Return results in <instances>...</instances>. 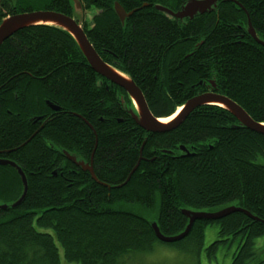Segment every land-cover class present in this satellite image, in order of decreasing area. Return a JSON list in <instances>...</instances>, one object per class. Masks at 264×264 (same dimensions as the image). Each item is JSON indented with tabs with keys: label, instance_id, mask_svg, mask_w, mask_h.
I'll list each match as a JSON object with an SVG mask.
<instances>
[{
	"label": "trees",
	"instance_id": "trees-1",
	"mask_svg": "<svg viewBox=\"0 0 264 264\" xmlns=\"http://www.w3.org/2000/svg\"><path fill=\"white\" fill-rule=\"evenodd\" d=\"M115 1L133 11L123 22ZM186 1L84 0V10L97 12L83 29L100 58L140 87L155 117L170 116L213 80L220 94L264 122V46L247 33L249 18L264 39V0H217L214 9L183 20L154 7L177 11ZM11 2L0 0V21L43 6L74 15L71 0ZM127 107L133 106L125 91L91 69L65 30L34 25L2 42L0 158L24 171L28 188L17 206L0 210V264H117L157 243L191 253L205 247L209 259L223 249L230 264L263 262L264 240L259 247L255 240L264 236V134L211 105L172 130L148 133ZM63 150L92 160L96 179ZM21 191L16 169L0 165V202H14ZM118 201L155 217L112 208ZM229 204L256 219L232 212L196 220L171 243L159 241L150 226L156 221L174 235L188 222L180 209ZM209 228L217 238L204 246Z\"/></svg>",
	"mask_w": 264,
	"mask_h": 264
},
{
	"label": "water",
	"instance_id": "water-1",
	"mask_svg": "<svg viewBox=\"0 0 264 264\" xmlns=\"http://www.w3.org/2000/svg\"><path fill=\"white\" fill-rule=\"evenodd\" d=\"M16 1V0H12ZM236 3L235 0H231ZM74 15H67L58 11L50 9H38V10H26L15 14L8 15L0 21V45L2 42L10 37L18 30L34 26V25H49L55 26L65 30L78 45L81 53L85 57L88 65L91 69L110 81L111 83L122 88L128 95V98L132 100L133 107H127L128 115L133 121L146 132L161 133L172 130L181 124L182 120L188 116V114L199 106L211 105L220 107L226 111H230L239 124L244 125L246 128L264 134V122L254 121L240 106L231 101L229 98L221 95L218 88L214 85L213 90L203 92L196 95L183 103L181 110L177 113L173 119L168 122H161L158 117H155L149 110L145 101L144 95L140 87L130 79V77L121 71L113 68L102 60L99 54L96 52L90 41L88 40L84 30L81 27V19L83 17L82 5L79 0H71ZM217 0H187L184 2L177 11H173L166 6L155 4L154 7L158 11L165 13L168 17L176 18L179 20L192 19L197 14L208 12L215 8ZM237 4V3H236ZM114 11L120 21H124L129 17L133 11H126L118 2H114ZM142 6H147L144 3ZM247 33L251 38L258 44L264 46V39L256 34V31L251 25L250 20L247 21ZM124 103V98H120ZM52 109H57L54 105L49 104ZM181 151H186L185 147H182ZM65 157L80 167L83 171H88L92 178L96 179L93 172L92 160L85 162L79 159L75 154L68 153L63 150ZM188 154V153H187ZM0 164H9L16 169L19 174L22 191L20 196L12 203H1L0 210H6L17 206L24 198L27 192L28 184L27 177L24 171L17 166L14 162L9 160L0 159ZM136 166L134 167V169ZM133 169V170H134ZM56 171V170H55ZM55 171L53 174H55ZM117 185L116 187H120ZM109 187V186H108ZM181 213L184 214L188 222L185 228L174 235H166L162 233L156 221H150V226L154 232L155 237L164 243L176 242L183 239L189 232L192 224L196 220H218L234 211H242L248 214L244 208H235L230 205H225L214 211L205 210H192L188 208L180 209Z\"/></svg>",
	"mask_w": 264,
	"mask_h": 264
},
{
	"label": "rangeland",
	"instance_id": "rangeland-1",
	"mask_svg": "<svg viewBox=\"0 0 264 264\" xmlns=\"http://www.w3.org/2000/svg\"><path fill=\"white\" fill-rule=\"evenodd\" d=\"M42 1V0H41ZM97 10L95 9H88L84 12V18L81 21V24L83 21H86V23H89L91 21L92 15L95 14ZM172 117V116H171ZM112 208L119 209V210H129L135 213H141L143 217H147L148 219L154 218L155 214L154 211L148 212L145 207H139L137 204H133L131 202H125V201H118L115 202L112 206ZM215 227V226H214ZM216 228V227H215ZM215 228H209L205 232V245L211 243L213 240H215L217 237L216 229ZM264 240L263 238H259L255 240V244L257 247L261 246L260 242ZM204 250H200L199 252H193L191 253L190 250L187 248H182L181 246H169L167 244L163 243H157L155 244L151 250L141 253H134L130 256L123 257L120 260H118L117 264H230L231 256L229 252L225 250H218L219 255L218 257H214L213 259H209L206 256L205 253V247H203ZM198 253V254H197ZM257 256L261 253L260 249L256 250ZM260 259L256 258L255 261L251 262V264H254L256 261L258 264L263 263L259 262Z\"/></svg>",
	"mask_w": 264,
	"mask_h": 264
},
{
	"label": "bare ground",
	"instance_id": "bare-ground-1",
	"mask_svg": "<svg viewBox=\"0 0 264 264\" xmlns=\"http://www.w3.org/2000/svg\"><path fill=\"white\" fill-rule=\"evenodd\" d=\"M80 1V0H79ZM243 9V8H242ZM246 15H247V13H246ZM248 17V16H247ZM249 19V18H248ZM248 21V20H247ZM83 29V28H82ZM84 30V29H83ZM100 57V56H99ZM123 73V72H122ZM98 74V73H97ZM99 75V74H98ZM101 76V75H100ZM107 80V79H106ZM108 81V80H107ZM108 82H110V81H108ZM213 82V80H210V81H208V85H210L211 83ZM111 83V82H110ZM111 84H113V83H111ZM135 84V83H134ZM115 85V84H114ZM117 86V85H116ZM122 89V88H121ZM126 93V92H125ZM203 93V92H202ZM127 94V93H126ZM199 94H201V93H199ZM199 94H197V95H199ZM222 95V94H221ZM128 96V95H127ZM194 96H196V95H194ZM194 96H192V97H194ZM225 96V95H224ZM192 97H190V98H192ZM226 97V96H225ZM189 98V99H190ZM228 98V97H227ZM188 100V99H187ZM186 100V101H187ZM232 101V100H231ZM131 102H132V100H131ZM235 103V102H234ZM238 105V104H237ZM132 106H133V102H132ZM183 106V104L181 105V106H179L178 108H176V110L174 111V113L173 114H171L170 116H168V117H166V118H161L160 119V121L161 122H168V121H170L171 119H173V117H175L176 115H177V113L181 110V107ZM56 110V109H55ZM230 112V111H229ZM231 113V112H230ZM232 114V113H231ZM172 116V117H171ZM184 120V119H183ZM182 120V121H183ZM136 124V123H135ZM137 125V124H136ZM138 126V125H137ZM242 126H244V125H242ZM245 127V126H244ZM151 133H153V132H151ZM261 134V133H260ZM181 147V146H180ZM180 147H179V149H180ZM182 147H184V146H182ZM186 149V148H185ZM180 151H181V149H180ZM183 154H187L188 152H187V150L186 151H181ZM65 156V155H64ZM1 159V158H0ZM67 159V158H66ZM3 160H5V159H3ZM68 160V159H67ZM84 161V160H83ZM12 162V161H11ZM86 162V161H85ZM88 162H90V161H88ZM1 165V164H0ZM4 165H9V164H4ZM11 166V165H10ZM12 167V166H11ZM18 173V172H17ZM90 174V173H89ZM19 175V174H18ZM91 176V175H90ZM92 178V177H91ZM92 179H94V178H92ZM230 205V204H229ZM231 206L232 207H235V208H239V205H235V204H231ZM221 208V207H220ZM242 208V207H241ZM219 209V208H218ZM217 210V209H216ZM214 211V210H213ZM234 212H242V211H234ZM247 212V211H246ZM243 213V212H242ZM249 215H247V214H245V215H247V216H249V217H251V218H253V219H256L254 216H252L250 213H248ZM184 215V214H183ZM185 216V215H184ZM186 217V216H185ZM187 218V217H186Z\"/></svg>",
	"mask_w": 264,
	"mask_h": 264
},
{
	"label": "flooded vegetation",
	"instance_id": "flooded-vegetation-1",
	"mask_svg": "<svg viewBox=\"0 0 264 264\" xmlns=\"http://www.w3.org/2000/svg\"><path fill=\"white\" fill-rule=\"evenodd\" d=\"M9 2H11V0H8ZM12 3V2H11ZM81 5H82V11H84V0H81ZM43 9H47V8H45L44 6L42 7ZM23 10H19V11H17V12H14V13H8L7 14V16L8 15H11V14H15V13H18V12H22ZM83 18H84V15H83ZM83 20V19H82ZM83 23V22H82ZM81 27L83 28V24H81ZM108 63V62H107ZM109 64V63H108ZM215 86V82L213 81L210 85H208L206 88H205V90H204V92H207V91H211V90H213V88H212V86ZM107 87V86H106ZM74 165V164H73ZM75 166V165H74ZM77 167V166H76Z\"/></svg>",
	"mask_w": 264,
	"mask_h": 264
}]
</instances>
